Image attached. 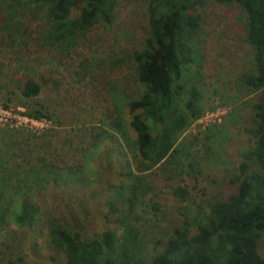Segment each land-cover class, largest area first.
I'll return each mask as SVG.
<instances>
[{
	"label": "rangeland",
	"instance_id": "rangeland-1",
	"mask_svg": "<svg viewBox=\"0 0 264 264\" xmlns=\"http://www.w3.org/2000/svg\"><path fill=\"white\" fill-rule=\"evenodd\" d=\"M199 13L196 62L183 68L181 83L198 89L202 112L179 135L175 160L144 179L150 191L129 220L138 230L132 249L140 257L160 251L174 228L202 220L212 203L232 194L243 155L255 146L254 95L239 85L254 58L244 14L217 0H205ZM148 15V0H121L111 24L88 26L66 47L45 40L54 31L48 6L0 0V113H8L0 115V190L9 209L0 264H64V254L49 244L46 220L95 237L112 227L110 197L126 207L130 184L118 163L136 166L128 103L142 92L132 55L147 35ZM28 80L40 87L29 99L21 93ZM184 90L180 111L188 99ZM31 109L43 114L36 126L22 119ZM175 187L186 191L182 201L172 195ZM24 195L39 209L31 227L17 226L11 216ZM258 251L264 258V240Z\"/></svg>",
	"mask_w": 264,
	"mask_h": 264
},
{
	"label": "trees",
	"instance_id": "trees-1",
	"mask_svg": "<svg viewBox=\"0 0 264 264\" xmlns=\"http://www.w3.org/2000/svg\"><path fill=\"white\" fill-rule=\"evenodd\" d=\"M34 1L48 6L53 21L54 31L45 40L68 47L88 26L111 24L121 0ZM217 1L237 5L244 14L246 41L254 55L253 70L241 75L239 85L254 95L250 132L256 141L243 155L235 191L212 203L202 220L185 221L174 228L160 251L148 258L133 252L138 230L130 221L134 220L136 204L150 191L144 179L157 165L175 160L179 135L202 112L198 89L181 82L183 68L196 62L194 41L201 24L199 9L205 0H148V32L141 49L132 55L142 92L128 103L136 166L133 170L126 160L125 164L121 165V160L118 163L121 178L130 184L126 207L118 198L110 197L106 219L112 227L95 237H86L73 224L46 220L49 244L64 254V264H264L258 251L259 242L264 240V0ZM72 12H77L74 17ZM183 88L188 99L185 110L180 111L177 98ZM39 92V85L31 80L21 91L28 99ZM26 116L39 119L43 114L31 109ZM172 195L182 201L186 191L175 187ZM152 208L158 211L157 204ZM8 214L5 195L0 190V232ZM38 214L36 204L24 195L11 216L17 226L31 227ZM119 227L123 233L118 237L115 228Z\"/></svg>",
	"mask_w": 264,
	"mask_h": 264
},
{
	"label": "built area",
	"instance_id": "built-area-1",
	"mask_svg": "<svg viewBox=\"0 0 264 264\" xmlns=\"http://www.w3.org/2000/svg\"><path fill=\"white\" fill-rule=\"evenodd\" d=\"M2 114H8V113H0L1 116H3ZM22 119L24 120L23 122L25 123H29L31 125H35L37 123V120L36 119H33V118H29L28 116H25V117H22ZM18 120V119H17ZM36 126V125H35Z\"/></svg>",
	"mask_w": 264,
	"mask_h": 264
}]
</instances>
